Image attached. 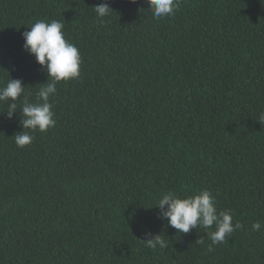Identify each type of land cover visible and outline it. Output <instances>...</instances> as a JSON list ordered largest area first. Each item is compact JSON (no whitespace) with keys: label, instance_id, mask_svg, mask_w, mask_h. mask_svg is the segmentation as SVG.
<instances>
[{"label":"trees","instance_id":"obj_1","mask_svg":"<svg viewBox=\"0 0 264 264\" xmlns=\"http://www.w3.org/2000/svg\"><path fill=\"white\" fill-rule=\"evenodd\" d=\"M149 7L0 0V87L22 79L35 102L49 79L24 49L38 19L62 21L83 61L50 98L56 125L23 148L20 110L0 102V264H264V0ZM200 190L243 225L211 251L215 226L179 233L155 206Z\"/></svg>","mask_w":264,"mask_h":264},{"label":"clouds","instance_id":"obj_2","mask_svg":"<svg viewBox=\"0 0 264 264\" xmlns=\"http://www.w3.org/2000/svg\"><path fill=\"white\" fill-rule=\"evenodd\" d=\"M135 2V0H133ZM182 0H148L150 9L155 19L174 15L179 9ZM99 18L109 15L112 7L107 3H101L94 7ZM24 49L34 55L37 63L46 69L49 79L35 93L36 100L29 99L30 93L26 92L27 86L22 79L11 78L6 85L0 87V102H6L7 115L11 119L17 109L20 110V124L23 131L14 135L18 147H25L34 140V134L38 130L46 132L56 125L54 104L58 89L57 84L61 81H70L80 76L82 56L78 47L66 38L65 25L60 20H36L30 25V30L23 33ZM23 94V95H21ZM18 101L22 105L18 107ZM264 120V116L261 117ZM27 130V131H26ZM160 209V217L168 221V226L175 228L179 233H188L193 228L202 227L214 231L207 232L211 239L208 246L223 243L226 237L243 227L237 221L233 224L231 211L218 210L215 197L209 190H200L197 193L181 197L175 191H168L162 195L155 205ZM252 230L262 229V224L256 221L252 224ZM146 246L155 250L157 247H167L165 240L160 234H145ZM197 243H203L198 239Z\"/></svg>","mask_w":264,"mask_h":264}]
</instances>
